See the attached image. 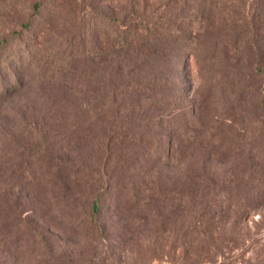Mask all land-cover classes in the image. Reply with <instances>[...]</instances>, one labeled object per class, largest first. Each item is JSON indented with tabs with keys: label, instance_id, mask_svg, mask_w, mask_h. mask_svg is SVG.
Instances as JSON below:
<instances>
[{
	"label": "rangeland",
	"instance_id": "1",
	"mask_svg": "<svg viewBox=\"0 0 264 264\" xmlns=\"http://www.w3.org/2000/svg\"><path fill=\"white\" fill-rule=\"evenodd\" d=\"M254 6V0H0V87L7 90L0 98V156L11 139L33 141L25 129L40 110L38 90L94 94L84 85L99 67L93 60L119 49L98 29L90 34L92 14L112 16L144 37L154 28L184 30L187 39L175 43L188 47L163 82L181 88L180 102L172 101L167 119L152 129L168 126V156L140 171L132 201L117 206L103 192L96 226L85 220L91 194L107 182L119 147L112 137L102 151L105 131L97 123L83 129L88 139L81 144L55 131L48 136L51 154L95 168L77 176L81 190L67 215L41 184L45 163L38 157L28 158L19 176L0 163L5 186L20 185L32 206L22 210L28 224L9 243L6 264H264V17ZM101 26L99 19L94 28ZM41 78L66 80L68 87L38 86Z\"/></svg>",
	"mask_w": 264,
	"mask_h": 264
},
{
	"label": "trees",
	"instance_id": "2",
	"mask_svg": "<svg viewBox=\"0 0 264 264\" xmlns=\"http://www.w3.org/2000/svg\"><path fill=\"white\" fill-rule=\"evenodd\" d=\"M254 4L259 11L258 15L263 18L264 0H254ZM103 17H106L105 20L97 19L92 14L90 34L95 36V29H98L100 39L112 41H108L110 46L115 44L119 52H114L116 56L114 53L105 54L101 63L100 55H97V60L92 59L93 67L96 64L99 67L97 66L93 72L96 74L89 80L84 79V85L90 86L94 94L79 97L70 91H59L43 96L38 90L37 94L40 95L36 97H40V110L27 122L25 129L27 134L33 135V141L25 145L18 139H11L12 148L7 147L6 151L3 149L0 156L3 166L7 163L11 166L10 175L18 173L22 167L28 168V163H31L28 158L33 155L43 161L45 165L41 163V184L45 190L51 192L55 200L54 205L60 213L67 215L68 201H73L81 190L77 176L87 172L91 174L95 168L74 164L59 152L51 154L48 150V136L51 131H55L59 138H73L76 143L81 144L85 142V138L88 139V134L83 129H90L91 125L95 127L94 124L97 123V126L105 131V138L101 140L102 151L105 152V147L113 138L119 147L117 149L116 144L111 167L106 175L107 182L91 194L85 220L86 224L92 223L95 226L99 207L103 202V192H107L108 196L112 197V203L117 206L132 201L140 171L152 167L168 156L170 145L167 139L171 133L168 126L160 131L152 129L159 121L167 119L174 107L172 101L180 102L181 88L177 85L170 87L163 82L166 81L165 75L172 74L173 68L176 67L172 65V61L174 62L179 53L186 54L188 50L184 43H175L187 39L182 38L186 33L184 30L159 33L158 29L154 28L155 31H151L149 37H144L140 33L129 31L128 27H118L112 16ZM253 17L255 18V15ZM99 19L103 30L100 27L94 28L98 27ZM23 24L27 26V21ZM39 33L37 34L41 35ZM26 55L29 57L27 51ZM168 58L171 61L167 62ZM45 82H56L65 88L68 87L66 80L44 78L38 80V86ZM11 86H14L13 89L19 86L16 76ZM6 91L5 86L0 87L1 99L6 97ZM116 131L119 134H112ZM0 179V264H6L5 260L13 251L9 248V243L18 238L22 226L28 224L22 216V210L31 209L32 206H29V199L19 189L21 186L18 183L19 188L12 190L11 183L5 186L6 175Z\"/></svg>",
	"mask_w": 264,
	"mask_h": 264
}]
</instances>
